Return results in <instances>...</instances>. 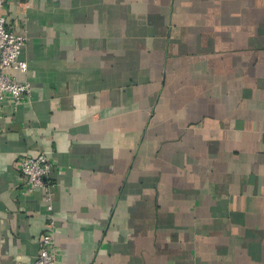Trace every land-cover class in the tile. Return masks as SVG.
Instances as JSON below:
<instances>
[{"label": "crops", "instance_id": "1", "mask_svg": "<svg viewBox=\"0 0 264 264\" xmlns=\"http://www.w3.org/2000/svg\"><path fill=\"white\" fill-rule=\"evenodd\" d=\"M0 264H264V0H4ZM44 153L51 211L26 191Z\"/></svg>", "mask_w": 264, "mask_h": 264}, {"label": "built area", "instance_id": "2", "mask_svg": "<svg viewBox=\"0 0 264 264\" xmlns=\"http://www.w3.org/2000/svg\"><path fill=\"white\" fill-rule=\"evenodd\" d=\"M4 0H0V9ZM6 20L0 15V103L6 98L16 109L31 94V86L27 81H18L10 75V70L25 71L27 64L19 58L21 49L26 43L23 33H14L5 27ZM51 164L44 153L36 156H25L18 162V172L26 191L41 189L47 202V210L51 211V191L47 180ZM39 252L31 264H56L54 236L50 226L38 239Z\"/></svg>", "mask_w": 264, "mask_h": 264}]
</instances>
